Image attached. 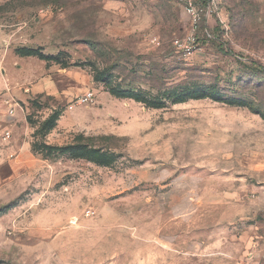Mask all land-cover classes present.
I'll list each match as a JSON object with an SVG mask.
<instances>
[{"label":"rangeland","instance_id":"rangeland-1","mask_svg":"<svg viewBox=\"0 0 264 264\" xmlns=\"http://www.w3.org/2000/svg\"><path fill=\"white\" fill-rule=\"evenodd\" d=\"M198 3L0 0V264H264V0Z\"/></svg>","mask_w":264,"mask_h":264},{"label":"trees","instance_id":"trees-1","mask_svg":"<svg viewBox=\"0 0 264 264\" xmlns=\"http://www.w3.org/2000/svg\"><path fill=\"white\" fill-rule=\"evenodd\" d=\"M218 46V49H220L221 51H223L224 53L226 54H235V52L231 49H228L226 48L223 43H217L216 44ZM17 53L23 55V56H38L40 57L41 59H46V60H49L50 56H47L45 54H43L42 52H39V50H36V49H31V48H19L17 50ZM236 55V54H235ZM254 67L264 71V65H261V64H258V63H253ZM112 93H114L115 95L119 96V97H129V98H135L137 100H140L142 101V99H139L137 96L131 94V93H128V92H122V91H119V90H112ZM186 99L185 96H183L182 94H180L177 98V102H182ZM157 107H161V106H157ZM61 116V113L58 111L56 112V114L51 117L47 123L49 124V122H51L52 118H53V123L50 125V128L49 129H52L54 126H55V122L57 121V119H59V117ZM74 148H78L80 149L82 152H85V147L84 146H73ZM2 211V210H0Z\"/></svg>","mask_w":264,"mask_h":264},{"label":"built area","instance_id":"built-area-1","mask_svg":"<svg viewBox=\"0 0 264 264\" xmlns=\"http://www.w3.org/2000/svg\"><path fill=\"white\" fill-rule=\"evenodd\" d=\"M180 1L183 3L184 8L187 11V13L193 16L195 21H197V18H199L200 12L202 11V8L200 7L198 0H180ZM94 98H95V93L92 90H90L86 94L81 96L79 98V101L81 103L90 102V101H93ZM10 137H11V133L7 132L6 138H10Z\"/></svg>","mask_w":264,"mask_h":264},{"label":"crops","instance_id":"crops-1","mask_svg":"<svg viewBox=\"0 0 264 264\" xmlns=\"http://www.w3.org/2000/svg\"><path fill=\"white\" fill-rule=\"evenodd\" d=\"M49 80L53 83L54 86L51 85V86L49 87V89H46V87L43 86V87H45L46 91H47L48 93H50V92H55V91L59 90L58 85H57V83H56V80L53 79V78H50ZM38 89L40 90V88H38Z\"/></svg>","mask_w":264,"mask_h":264}]
</instances>
